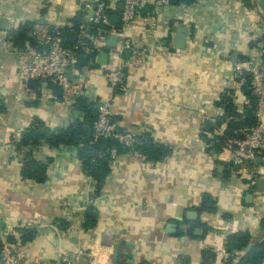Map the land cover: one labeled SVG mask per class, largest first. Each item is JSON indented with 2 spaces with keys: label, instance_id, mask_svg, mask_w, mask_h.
Wrapping results in <instances>:
<instances>
[{
  "label": "crops",
  "instance_id": "obj_1",
  "mask_svg": "<svg viewBox=\"0 0 264 264\" xmlns=\"http://www.w3.org/2000/svg\"><path fill=\"white\" fill-rule=\"evenodd\" d=\"M80 2L0 0V18L9 22L8 31L0 30V242L9 243L12 237V244L26 255L22 264H53L63 255L89 264L91 243L104 249L109 245L112 264H227L224 239L247 232L250 224L262 228L264 186L257 191L255 182L249 185L238 167L230 165L229 155L213 153L208 141L216 130L223 133L211 121L224 114L221 95L229 93L239 113L249 104L244 82L233 78L232 55L237 54V62L258 54L260 38L264 42V0L167 5L158 15L159 43L147 35L138 17L127 34L146 53L137 68L115 58L120 69L117 89L107 84L104 64L97 63L99 53L82 50L86 60L70 71V78L81 85L77 99L108 102L119 129L133 136L149 133L169 152L153 162L131 152L117 155L94 198L95 182L83 174L74 147L39 143L31 152L47 164L46 181L20 177L26 153L17 144L33 119L56 129L81 121L83 115L64 106L56 84L27 87L17 74L29 60L18 55L23 50L8 36L27 22L65 31L67 23L85 16ZM178 33L184 45L170 52ZM124 51L120 57L126 60L130 55ZM92 53L97 56L92 58ZM261 115L264 121V110ZM91 204L98 217L86 231L83 213ZM190 212L196 214L193 219H187ZM19 229L31 230L33 238L21 243Z\"/></svg>",
  "mask_w": 264,
  "mask_h": 264
},
{
  "label": "built area",
  "instance_id": "obj_2",
  "mask_svg": "<svg viewBox=\"0 0 264 264\" xmlns=\"http://www.w3.org/2000/svg\"><path fill=\"white\" fill-rule=\"evenodd\" d=\"M80 5L85 12L82 21L76 27L72 22H69L65 28L69 36L72 35V47H66L61 43L62 30L60 28L50 29L46 26L34 25L29 36L37 46L35 48L27 47L18 53L21 58L29 60L28 64L18 72V77L23 82L37 79L39 82L46 80L48 83L58 85L62 90V103L69 109L73 108L74 102L81 96V85L70 78V71L77 69L79 64L81 58L79 52L84 49L96 54L105 52L107 60L102 66V74L109 87L117 89L120 86V69L114 66L115 58H118L119 62L127 67L137 68L142 64L144 53H146L145 49L133 46L132 40L127 34L129 25L138 17L143 18L147 35L159 43L158 15L168 4L167 0H81ZM112 16L117 17L118 26L111 24ZM89 28H91V33H88ZM261 33L263 34V30ZM108 35L117 37L114 48H105ZM123 50H131L130 57L126 60L120 57ZM257 52L254 59L249 58L233 63L232 75L238 82H245L243 77L245 73L249 75L248 85L251 93L258 97V122L253 127L243 129L240 137L228 139L222 150L224 154L229 155L230 165L238 167V175L243 180H247L249 185H252L257 179L264 180V121L261 115L264 110L262 66L264 42L261 38ZM82 74L78 73V77L81 78ZM211 121L216 126L217 120L213 118ZM118 129L112 118L109 103H99L96 120L93 124L95 140L104 138L108 142L114 140L125 147H131L133 134L125 131L120 132ZM221 136L223 133L216 130L211 138ZM107 153L111 160L117 156V150L114 147H107ZM131 153L136 157L141 156L136 151H131ZM246 231L253 238L258 236L264 242V232L260 225L255 227L250 224ZM258 231L261 232V235L255 234ZM224 241L226 245V238ZM111 250V247L104 249L97 243L89 244L86 254L90 259L89 264H112L110 262ZM224 256L225 258L228 256L226 250ZM25 259L26 255L22 249H18L17 246L10 243L2 245L0 264H22ZM53 264H80V262L79 257L63 255Z\"/></svg>",
  "mask_w": 264,
  "mask_h": 264
},
{
  "label": "trees",
  "instance_id": "obj_3",
  "mask_svg": "<svg viewBox=\"0 0 264 264\" xmlns=\"http://www.w3.org/2000/svg\"><path fill=\"white\" fill-rule=\"evenodd\" d=\"M194 0H167L170 6H189L193 4ZM82 17H76L71 22L76 27L81 21ZM33 24L27 22L21 25L17 30L9 32L8 36L10 42L18 49L24 50L27 47H36L35 41L29 36ZM66 47H72L71 37ZM85 41V40H84ZM80 56L84 55L80 51ZM93 58L97 56L90 54ZM262 66L264 73V55L262 56ZM81 67V63L77 68ZM245 82L242 85L243 93L249 99V104L244 107L243 112L239 113L234 106L229 93L221 95L219 104L224 108V114L217 119V128H222L223 136L209 140V150L213 153H219L225 148L228 139L238 138L241 131L245 128L253 127L257 124V108L258 97L251 93L249 87V75H243ZM264 82V78H263ZM97 102H86L77 99L74 102L73 108L82 113L81 121H75L65 128L51 129L45 125L40 119H33L31 124L23 131L21 139L17 144L19 150L25 151V155L21 162L20 177L23 180L34 181L42 184L46 181L47 164L36 160L32 156L31 148H34L39 143L43 142L50 148H58L60 146H70L76 148L77 160L82 165L83 174L91 178L95 182V192L92 198L100 194L106 178L110 174L109 163L111 159L108 156L107 150H100L97 148L93 134V124L97 116ZM0 110L2 108L0 107ZM123 132L121 129H118ZM108 147H114L117 150V155H123L131 151L138 152L145 161H161L165 159L169 152L163 145L155 143L149 133H142L134 135L133 144L131 147H125L122 144L112 140L109 141ZM27 149V151H26ZM98 211L91 204L86 207L83 213L84 230L88 231L95 227ZM264 228V221L262 222V229ZM19 240L21 243L30 241L33 238L31 230L19 229ZM7 242L12 244L14 239L9 237ZM2 243L0 242V250ZM226 253L229 255L227 264H263L264 263V242L260 237L253 238L250 234L244 231H236L230 235L226 240Z\"/></svg>",
  "mask_w": 264,
  "mask_h": 264
},
{
  "label": "water",
  "instance_id": "obj_4",
  "mask_svg": "<svg viewBox=\"0 0 264 264\" xmlns=\"http://www.w3.org/2000/svg\"><path fill=\"white\" fill-rule=\"evenodd\" d=\"M120 9H122V6H120ZM38 25H44L45 26V22H37ZM111 24L113 26L117 25V17L116 16H112L111 17ZM9 29V22L6 18H0V30L1 31H8ZM88 33H91V28L88 29ZM61 43L62 44H67L68 40H69V33L67 31H62L61 32ZM117 42V37L115 35H108L106 37V42H105V48L106 49H110V48H114L115 47V44ZM184 42H185V38L183 35H179V33L175 36V43H174V46L172 48L169 49L170 52H175L176 49H181L184 45ZM127 54L126 56H129L130 53H131V50H126L124 51V54ZM236 56L237 54H233L232 55V62L235 63V59H236ZM86 58L82 57L80 58V61L83 62L85 61ZM106 60H107V56H106V53L105 52H101L99 53L98 55V60H97V63L100 64V65H103L106 63ZM232 63V64H233ZM41 86L42 88H47L48 86V82L46 80H42L41 82H39L37 79H29L27 80V87L29 89H37L38 86ZM53 88L55 89H60L61 88L58 86V85H55ZM241 135V133L239 134ZM95 143H96V146L98 149L100 150H107V147H108V140L107 139H104V138H97L95 140ZM264 186V180L262 179H257L255 181V184H254V188L257 190V191H261L262 190V187ZM248 201H250L252 198H251V195H249L248 197ZM195 213H188L187 215V219H193L195 217ZM193 217V218H192ZM167 231H168V228H167ZM196 231H199V230H196ZM169 232V231H168ZM263 232H264V228H263ZM118 251V248L117 246H114L113 247V253H117Z\"/></svg>",
  "mask_w": 264,
  "mask_h": 264
},
{
  "label": "rangeland",
  "instance_id": "obj_5",
  "mask_svg": "<svg viewBox=\"0 0 264 264\" xmlns=\"http://www.w3.org/2000/svg\"><path fill=\"white\" fill-rule=\"evenodd\" d=\"M91 244H92V243H91ZM106 247L110 248V246H109V245H106ZM110 252L112 253V250H111Z\"/></svg>",
  "mask_w": 264,
  "mask_h": 264
}]
</instances>
